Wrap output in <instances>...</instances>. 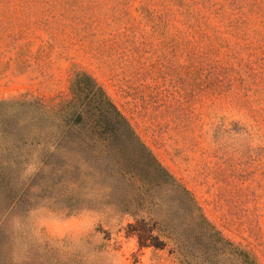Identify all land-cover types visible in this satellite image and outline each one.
Returning <instances> with one entry per match:
<instances>
[{"label": "rangeland", "instance_id": "obj_1", "mask_svg": "<svg viewBox=\"0 0 264 264\" xmlns=\"http://www.w3.org/2000/svg\"><path fill=\"white\" fill-rule=\"evenodd\" d=\"M237 2L0 0V264H184L204 227L157 162L264 264V0Z\"/></svg>", "mask_w": 264, "mask_h": 264}, {"label": "trees", "instance_id": "obj_2", "mask_svg": "<svg viewBox=\"0 0 264 264\" xmlns=\"http://www.w3.org/2000/svg\"><path fill=\"white\" fill-rule=\"evenodd\" d=\"M234 3L237 4V0H234ZM112 105V104H111ZM116 109V108H115ZM117 111V114L121 121L126 123L128 125L129 130L132 133V136L140 142V139L135 134V132L131 129L130 125L128 124L126 118L121 114L120 111ZM151 158L157 162V160L153 157V155L150 153ZM159 168H161L167 178H169L172 181V185L177 186L178 193L181 196L182 203L185 205L189 216L192 219H196L201 221L204 227L205 231V243L202 247H200L199 252H195L193 243L188 242L187 244H183L180 247V256L183 260L184 264H212L210 261L211 253H210V247L212 243V238L216 235L219 236V239L216 240L217 243H222L225 246V257L223 260L220 261V264H234L231 263L235 259H240L241 264H258L250 254L246 251L240 250L237 246H235L231 241L228 239H225L222 237L221 233L213 227L206 216L201 213L200 209L197 206V203L192 195V193L181 183H177L176 180L173 178L172 175L169 174V172L164 169L158 162H157ZM4 167L8 168L12 166L7 165H1L0 163V194H2V201L0 203V248L2 243V228L1 224L4 221V219L7 217L9 212H11L13 209H15L16 204L18 203L20 199V194L12 187H10L6 181V174L4 172ZM141 238V237H140ZM142 243V242H141ZM143 244V243H142ZM154 246H158L155 243Z\"/></svg>", "mask_w": 264, "mask_h": 264}]
</instances>
